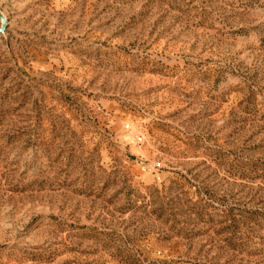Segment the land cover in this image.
Masks as SVG:
<instances>
[{
	"label": "rangeland",
	"instance_id": "1",
	"mask_svg": "<svg viewBox=\"0 0 264 264\" xmlns=\"http://www.w3.org/2000/svg\"><path fill=\"white\" fill-rule=\"evenodd\" d=\"M0 14V264H264V0Z\"/></svg>",
	"mask_w": 264,
	"mask_h": 264
},
{
	"label": "water",
	"instance_id": "2",
	"mask_svg": "<svg viewBox=\"0 0 264 264\" xmlns=\"http://www.w3.org/2000/svg\"><path fill=\"white\" fill-rule=\"evenodd\" d=\"M0 19L2 20L3 24L5 23V18L0 14ZM2 31V28L0 29Z\"/></svg>",
	"mask_w": 264,
	"mask_h": 264
}]
</instances>
